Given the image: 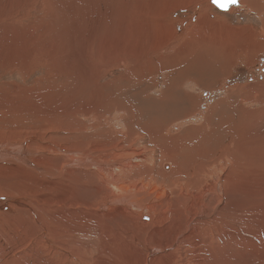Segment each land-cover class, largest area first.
Segmentation results:
<instances>
[{
	"label": "bare ground",
	"instance_id": "1",
	"mask_svg": "<svg viewBox=\"0 0 264 264\" xmlns=\"http://www.w3.org/2000/svg\"><path fill=\"white\" fill-rule=\"evenodd\" d=\"M246 2L264 9L260 0L242 3ZM18 23L17 16H0V36L9 39L19 34ZM29 40L32 43L15 50L14 39L8 57L0 48L1 61L22 62V69L29 71L40 62L47 69L57 64L50 57L55 54L47 52L49 46L37 48L36 41ZM219 41L221 45L214 43ZM233 43L218 37L211 41L212 47L232 48L234 57ZM193 64L197 71L205 62L196 59ZM96 67L91 65L92 70ZM146 69L149 77L156 70ZM126 75L136 81L135 63ZM90 77L84 84H89ZM172 88L151 99L163 100ZM17 89L18 95H29L21 86ZM47 96L43 93L41 100L26 106L39 104L38 115L44 116ZM84 108L90 109L89 114L99 109L89 101ZM187 110L183 105L171 112L168 123L160 128L155 125L158 119L151 117L145 130L152 145L149 150L135 143L132 151H112L132 141L133 133L127 129L122 142L115 138L68 147L48 139L45 126L29 127L23 140L10 129L0 133V264H264V159L255 157L264 153V109L245 108L237 116L221 113L214 123L187 125L186 133L178 134L177 127L187 120L177 116ZM255 115L260 118L247 119ZM114 126L97 135L120 136L123 129L120 124ZM161 133L169 136L157 140ZM136 134L141 140L146 133ZM60 154L64 164L59 163ZM198 160L208 168H198ZM155 175L162 177L163 185Z\"/></svg>",
	"mask_w": 264,
	"mask_h": 264
},
{
	"label": "rangeland",
	"instance_id": "2",
	"mask_svg": "<svg viewBox=\"0 0 264 264\" xmlns=\"http://www.w3.org/2000/svg\"><path fill=\"white\" fill-rule=\"evenodd\" d=\"M242 2L234 10L223 11L212 0H0V16H17L16 26L22 30L9 39L0 36L3 56H9L14 39L15 50L34 39L37 48L49 46L47 52L55 54L50 57L57 62L49 69L40 62L29 71L22 69V62L0 59V133L10 129L9 133L18 132L23 140V132L29 127L45 126L48 139L68 147L78 142L108 143L115 138L122 142L121 136L131 130L134 143L124 141L112 151H132L135 143L149 150L147 122L154 117L160 128L168 123V114L183 105L188 110L177 117L187 122L177 127L178 134L186 133L184 129L194 123H214L221 113L237 116L245 108L264 109V9L255 8V2ZM215 37L234 42L235 56L230 47H212ZM214 43L221 45V41ZM251 47V54H247ZM196 59L205 62L197 71L196 64L191 65ZM123 61L128 64L117 65ZM94 63L97 67L92 70ZM134 63L136 81L126 75ZM149 67L156 69L150 77L146 71ZM87 77L90 85L84 84ZM18 86L29 95H18ZM170 86L173 88L166 91L163 100L151 99L163 96ZM46 92V113L39 116V104L31 108L26 105H34ZM88 101L99 109L89 114L90 109L84 108ZM121 108L129 116L127 111L120 112ZM114 124L123 129L120 136L97 135L108 128L112 131ZM136 132L146 133L145 138L137 140ZM158 136L157 140L164 141L169 134ZM58 157L64 164L62 154ZM255 157L264 159V153ZM203 163L198 160V168H208ZM140 173L144 176V171ZM155 177L163 185L162 177ZM38 249L51 255L46 249Z\"/></svg>",
	"mask_w": 264,
	"mask_h": 264
},
{
	"label": "water",
	"instance_id": "3",
	"mask_svg": "<svg viewBox=\"0 0 264 264\" xmlns=\"http://www.w3.org/2000/svg\"><path fill=\"white\" fill-rule=\"evenodd\" d=\"M212 2L223 11L229 10L233 4H238V0H212Z\"/></svg>",
	"mask_w": 264,
	"mask_h": 264
},
{
	"label": "crops",
	"instance_id": "4",
	"mask_svg": "<svg viewBox=\"0 0 264 264\" xmlns=\"http://www.w3.org/2000/svg\"><path fill=\"white\" fill-rule=\"evenodd\" d=\"M236 52V51H235Z\"/></svg>",
	"mask_w": 264,
	"mask_h": 264
}]
</instances>
